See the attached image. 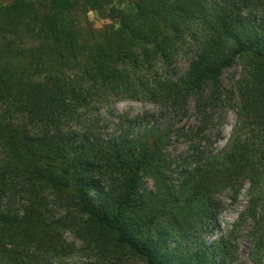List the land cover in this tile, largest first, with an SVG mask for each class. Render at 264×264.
Wrapping results in <instances>:
<instances>
[{"label": "trees", "instance_id": "1", "mask_svg": "<svg viewBox=\"0 0 264 264\" xmlns=\"http://www.w3.org/2000/svg\"><path fill=\"white\" fill-rule=\"evenodd\" d=\"M234 100L231 134L209 151L208 131ZM122 101L153 104L146 114L160 122L109 133L102 112ZM173 138L185 154L172 155ZM263 179L264 0L0 6V264L76 253L89 264H230L236 250L204 235L218 196L243 189L249 257L264 264Z\"/></svg>", "mask_w": 264, "mask_h": 264}, {"label": "rangeland", "instance_id": "2", "mask_svg": "<svg viewBox=\"0 0 264 264\" xmlns=\"http://www.w3.org/2000/svg\"><path fill=\"white\" fill-rule=\"evenodd\" d=\"M10 0H0V6L5 5ZM115 5H117L115 3ZM119 6V5H118ZM127 11L132 9L130 4H123L120 6ZM88 20H90L94 27L99 29L102 27L104 21L98 18L93 13H88ZM241 74V68L239 64H235L232 68L225 70L222 75V83L227 93L233 91L235 82ZM236 104V100L225 102V112L221 113L214 120V124L208 131L210 140L207 144L209 151H218L226 144L233 126L236 123V116L234 113L233 105ZM229 105V106H228ZM156 107L151 103L136 102V101H122L114 104L108 110H104L102 113L111 120L112 124L109 127V133L118 129V123L123 121H133L135 123L140 122L147 117L148 123L160 122L152 114H146V112H154ZM188 120H183L179 123V126L188 127ZM170 151L174 156H181L186 153V143L183 138L172 140ZM151 182L147 180V186L151 187ZM264 192V179L262 184ZM230 193H222L218 196L220 205L217 207V215L215 220L211 223L208 231L205 233V238L211 245L225 240L228 245H231L236 251L233 253L232 262L230 264H252L249 253L254 238L253 221L251 219L240 220V216L243 213L247 205L246 190L243 189L237 196L235 201L231 200ZM65 238L68 241L74 240V237L69 233H65ZM229 259V257H228ZM264 262V259H263ZM89 260L81 255L74 254L72 257L56 262V264H89ZM135 264V263H132Z\"/></svg>", "mask_w": 264, "mask_h": 264}]
</instances>
